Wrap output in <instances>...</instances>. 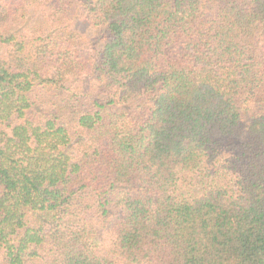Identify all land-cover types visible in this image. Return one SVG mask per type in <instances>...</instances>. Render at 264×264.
Returning a JSON list of instances; mask_svg holds the SVG:
<instances>
[{
    "label": "trees",
    "instance_id": "obj_1",
    "mask_svg": "<svg viewBox=\"0 0 264 264\" xmlns=\"http://www.w3.org/2000/svg\"><path fill=\"white\" fill-rule=\"evenodd\" d=\"M0 264H264V0H0Z\"/></svg>",
    "mask_w": 264,
    "mask_h": 264
}]
</instances>
